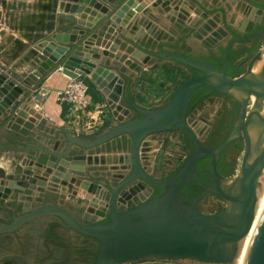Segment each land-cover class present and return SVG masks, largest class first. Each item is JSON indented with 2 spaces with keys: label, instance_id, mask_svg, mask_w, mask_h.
I'll return each mask as SVG.
<instances>
[{
  "label": "water",
  "instance_id": "water-1",
  "mask_svg": "<svg viewBox=\"0 0 264 264\" xmlns=\"http://www.w3.org/2000/svg\"><path fill=\"white\" fill-rule=\"evenodd\" d=\"M97 1L95 0L92 6ZM126 1L122 0L120 4L109 7L110 14L101 18L100 22L94 23L92 20L100 17L96 8L76 6L80 5L79 0H63L59 5L60 13L67 14L69 22H73L74 15H77V24L88 29L89 32L83 33L85 35L83 38H79L77 33L68 32H58L52 35V39L57 43L68 45L71 48L66 56L48 72L38 71L37 74L31 76V79L0 68V120L8 111L12 113L15 108L25 104L37 91L39 92L34 100L38 105H42L49 92L40 87L50 72L60 71L71 79L91 75L90 69L81 67L77 70L74 68L72 63L79 61L75 56H80L84 52L83 44H86V48L93 45L92 40L87 41L89 36L94 34L104 22L112 23L111 18ZM132 10L138 11L135 8ZM134 18L135 15L130 13L125 17V22L117 25L129 26L130 24H126L128 21L133 23L131 27L138 29L137 20ZM198 19V17L193 18L190 26H195ZM262 24L261 33L255 32L246 38L226 25L217 27L202 39L204 42L218 44L231 38L223 49L220 68L211 62L194 60L180 54L153 55L162 61L172 62L194 72V76L184 81L173 91L167 102L158 108L139 107L132 99H128L129 106L124 107V102H117L118 97L123 95L124 81L117 80V74L111 70L107 72L103 83L105 86H110V90L103 86L102 89L109 98L105 100L113 116L111 128L95 137H74L67 133L66 147L60 154L43 147L29 148L32 151L43 152L53 159L59 157L61 163L71 172L66 173L68 178L71 179V174L79 176L74 177L72 182L76 184L77 189L83 192L82 199L89 200L92 205L82 216L67 208L63 203L26 209L22 214L13 216L11 222L0 224V237L14 234L33 221L54 217L72 232L95 241L96 257L91 264L175 263L179 261L234 264L238 244L249 234L254 224L258 202L257 191L264 178V162L261 161L264 156V73L259 78L253 74L255 64L262 57L260 51L253 55L245 71L235 77L228 75V63L234 45H247L252 37L264 38V20ZM104 36L106 39H111L109 34H104ZM102 44L101 41L96 43L98 47ZM119 46L116 43L113 50ZM140 54L143 56L141 61L152 63L150 54L141 51ZM101 56L102 53L96 48V50L88 51L83 57L99 61ZM43 59L41 56V60ZM202 88L233 99L239 107L234 126L216 149L204 146L199 138L200 130H193L190 120L187 119L192 98ZM250 93H255L257 96L255 104H251ZM111 96H114L112 97L114 100ZM249 105H251L250 110ZM172 131L181 133L188 140L191 152L181 169L175 172L173 177L164 179L152 177L142 168L141 147L150 135ZM126 137L131 141L130 154L108 162L116 165L118 163L130 165L131 172L114 188L107 189L99 183L84 179L87 170L84 158L74 160L69 157L74 148L92 150ZM240 140L243 142L241 171L237 178L229 183L228 177H223L217 172L218 161L233 142ZM204 157L211 158V172L207 173L213 179L214 185H195L206 190L199 198L191 200L183 195L181 190L193 185L192 182L196 179L195 167ZM64 170L65 168L61 171ZM58 181V178L53 179V182ZM131 187L134 191L130 189ZM70 188H73L72 185ZM129 190L132 196L136 195L141 198L142 204L122 211L120 202L123 197L129 198L125 195ZM155 190H161V195L147 199ZM209 197H216L225 202L226 207L216 213L202 212L198 205ZM97 203H101L100 207L104 209L96 207ZM106 205L107 209H105ZM104 220L107 221L104 222ZM27 264H53V262L48 260L44 263L30 262ZM245 264H264V210Z\"/></svg>",
  "mask_w": 264,
  "mask_h": 264
},
{
  "label": "crops",
  "instance_id": "crops-1",
  "mask_svg": "<svg viewBox=\"0 0 264 264\" xmlns=\"http://www.w3.org/2000/svg\"><path fill=\"white\" fill-rule=\"evenodd\" d=\"M9 1L13 2L15 0ZM33 1H39V6H37V8L40 10V13L34 14L33 16L31 14L30 17L28 13L24 14L23 11L18 13L12 10L9 16L13 18L11 19L13 21L9 28H13L8 30L6 34H2L0 30V68L6 69L7 72H14L23 78L29 77L30 79L32 78L31 76L37 74L38 71L48 72V70L60 62L70 50V46L59 44L53 40L52 35L58 32H68L70 34L77 33L79 38H83V36H85L83 33L86 34L89 32L88 29L80 27L77 24V15H74L73 22H69L68 15L60 13L59 5L63 0H28L27 2L32 3ZM202 1L206 3L211 1L213 8H208V13ZM94 2L95 0H79L78 3L80 5L76 6H83L86 8L90 6L96 8L100 17L99 19L92 20V22L97 23L100 22L101 18L110 14L111 10L109 7L120 4L122 0H98L97 3L92 6ZM133 8L138 11H133ZM130 13L135 15L134 19L137 20L136 24L138 25V29L131 27L133 23H129L128 21L126 24H130L129 26L117 25L120 22H125V17ZM204 15L206 16L205 20ZM20 17H23V19L29 18L31 22L24 27H22L24 25L22 22H18L20 25L16 28L15 23ZM195 17L199 19L196 25L191 27L190 23ZM15 19L18 20L14 21ZM208 20L214 24L211 31H214L219 26L224 27L226 25L240 33H242V30H239L240 27L247 28L246 32L254 31L264 20V0H127L121 9L111 18L112 23L104 22L103 25L95 30L94 34L89 36L87 41L92 40L93 45H90V48H86V44H83L84 52L81 53V55L78 54L80 56H75L79 61L77 63L73 62L72 65L75 66L74 68L77 70L81 67H85L92 71L91 75H82L80 78H87L86 81L89 84L90 94L93 96L95 102L106 103L105 98L109 99L105 90L102 89V86L105 89H110L108 86H105L103 82L107 72L112 71L121 76V79L124 81L123 95L118 97L117 102H124V107H127L129 106L128 99H132L139 107L146 109L158 108L165 104L173 91H175L181 83L178 84L180 81L173 84L170 83L163 91L161 90L162 88L160 90L157 89V94L163 97L164 100L157 106L154 105V103L152 104V100L154 101L155 99L152 98L150 101L151 96L146 90V77L145 74L141 73L143 71L142 64L146 62L141 61L143 56L140 54V51L149 54L147 52H149L152 47L157 46L156 48L158 49L159 46L170 43L164 39L165 36L167 39L172 40V42L178 41L175 40V32L172 30L175 26L184 30L187 28L199 30L203 23ZM21 28H26L27 30L33 29L43 34V37L40 38L42 35L38 36L37 43L34 45L30 43L27 44L20 34V32L24 34V31H20ZM145 30H149V33L145 32ZM32 32L33 31H29V33ZM209 33L210 31H208V34ZM104 34H109L111 39H106ZM17 39H19V41ZM99 41L103 42L100 47L96 45ZM116 43L120 46L116 50H113ZM95 47H98L100 53H102L99 61L83 57L88 51L95 49ZM76 53L77 52H75V54ZM133 55H136L137 60L131 59ZM41 56H43V60H41ZM108 61L111 62V65L119 62L121 65L120 66L119 63L117 64L120 66L119 70L115 67L114 70L108 71ZM155 65L153 66L155 67ZM166 66L167 73L182 74L186 69L172 62H168ZM70 79L71 78L62 74L60 71L55 70L53 73L50 72L48 78L40 87L49 92L42 105H38L34 100L39 92L37 91L25 104L15 108L12 112L14 113L13 115L8 111L1 117L0 153L2 152L1 154L3 156L4 152V156H8L7 159L9 163L2 164L1 161H3L4 157H1L0 224L1 222L4 223L1 219H4L9 213L16 214L15 211L21 209L22 206L24 207L23 209L26 210L52 203H63L65 201L67 205L70 204L76 207L70 210L81 211L82 214L86 208L92 205L91 202L82 205L75 202L76 200H74L73 195L78 197V199H82L83 197V192L77 189L76 185L73 188H68L60 183L63 175H66L65 173L70 172V170L61 163L62 161L59 157L53 159L43 152L29 149L30 147H43L60 154L66 147L67 133L74 137L83 136L75 131H71L67 123L68 106L58 101V93L66 88ZM145 102L151 103L152 106H145ZM9 116L10 119H8ZM112 119L113 116L109 112L106 117L105 126L108 124L109 126H113ZM75 149L77 148H74V150ZM106 152L107 154L100 155L85 153L73 158L74 160L84 158L86 161L87 176H85L84 179H97L96 174L102 175L101 172H104L102 169L106 166L109 172H115L114 170L117 165L113 163L110 164L108 161L116 158L108 154L110 151ZM90 160H92L91 163H89ZM96 160L98 161L96 162ZM114 165L115 167H113ZM63 168H65V170L61 171ZM17 169L21 174L16 172ZM18 176L20 178H17ZM54 178H58L59 182H53ZM97 182L100 184V181ZM135 196L136 195H131V198ZM70 197H73V199L71 200ZM100 205L101 203H97L96 207L100 208ZM58 232L59 234L61 233L59 230ZM4 237L5 236L0 237V254L1 249L4 247L3 244H1L2 238ZM67 241L63 242L64 246L69 245L70 242ZM39 242L43 245L41 236L39 237ZM63 243L61 246L58 242L54 249L57 251L59 248H63ZM92 244L95 245L93 242ZM50 247L53 248L51 244ZM88 251L95 253V249H89ZM162 263L164 262L144 264Z\"/></svg>",
  "mask_w": 264,
  "mask_h": 264
},
{
  "label": "rangeland",
  "instance_id": "rangeland-1",
  "mask_svg": "<svg viewBox=\"0 0 264 264\" xmlns=\"http://www.w3.org/2000/svg\"><path fill=\"white\" fill-rule=\"evenodd\" d=\"M13 1V0H12ZM28 0H24V1H18L15 0L13 2L9 1V0H0V30L2 34H6L8 32V30H10L11 28H9L11 25V22L13 20V18H10V12L12 10L16 11V12H20L23 11L24 14L28 13L31 17L34 14H38L40 13V10L37 8V6H39V1H33L32 3L27 2ZM203 5L205 6V9L207 8V13H208V8L212 9L213 5L211 3V1H208V3H206L205 1H202ZM9 6V7H8ZM210 11V10H209ZM206 13V12H203ZM22 18V19H21ZM34 19V18H32ZM206 19V16L204 15V20ZM18 19H15L14 21H17ZM20 20V21H19ZM16 23H15V27L18 28L19 27V23L18 22H22V24H24L22 27L26 26L27 24H29V22H31L29 20V18H24L20 17ZM35 20V19H34ZM18 26V27H17ZM214 26V24L208 20L205 23H203V25L200 27L199 30H201L202 32H207L210 31L211 28ZM252 26V25H251ZM194 30V28H192ZM175 32V40H182L184 38H189L190 36H188V34H186L185 30L182 28H179L177 26H175L172 29ZM239 30H242V33H247V28L245 27H240ZM20 31H24V34H22L20 32V34L23 36L24 40L27 42V44H32L34 45L35 43H37V39L39 38L38 36H40V38L43 37V34L38 33L36 31H34L33 29L31 30H27L26 28H21ZM29 31H33L32 33H29ZM145 32L149 33V30ZM103 37V36H102ZM191 39L186 40V42H188V45L195 51H199L197 50L200 46H201V41L197 40L195 38L190 37ZM103 39V38H102ZM164 39H166L167 42H172V40H169L166 38V36L164 37ZM173 39V38H172ZM19 41V39H17ZM174 41V39H173ZM264 45V38L257 40L256 42V46H255V53L259 52L260 50H262V47ZM98 48V47H96ZM93 49V50H96ZM200 49V48H199ZM253 54V55H254ZM111 56V55H108ZM132 60H137L136 55H133V57L131 58ZM152 63H143V71L141 73L145 74L146 77V90L147 93L151 96L150 101L152 100V98H154L155 100H152V104L154 103V105H159L160 103L163 102L164 98L161 97L160 95L157 94L158 90H165V87L168 84H173V83H177L178 84H182L184 81H186L188 78L191 77V74L188 72V70L185 69V71L181 74V73H167V64L168 62L166 61H162L160 59L157 58H152L151 59ZM119 62L117 63H113L111 65V62L108 61V71L110 70H114L115 67L117 70H119V67L121 66L120 63L119 65H117ZM123 63V62H122ZM156 64V65H155ZM155 65V67L153 66ZM150 67H154V68H150ZM126 68V67H124ZM160 70V71H159ZM115 73V72H114ZM122 77L119 76L117 74L116 79H121ZM87 79V78H86ZM85 80L86 84L89 87L88 82ZM117 82V81H116ZM111 84V83H110ZM180 84V85H181ZM179 85V86H180ZM110 87V86H109ZM158 89V90H157ZM110 90V89H109ZM112 90V89H111ZM112 93V91H110ZM114 98V96H111V98ZM112 98V100H114ZM223 100L221 98H210L207 99L205 102H203L202 104L198 105L195 110L190 114L189 116V120H190V124L194 129H200L202 127L205 126V128H207L209 125H211L212 119L214 118V116L216 115L218 109L221 106V102ZM167 102V101H166ZM165 102V103H166ZM146 103V102H145ZM107 104V103H106ZM151 103H146L145 106L147 107H151L152 106ZM108 106V111L109 110V105ZM251 108V105H249V110ZM108 112V114H109ZM121 116V114H119ZM109 128H111V126L106 125L105 127L101 128L98 132H96L95 134L92 135H86V134H82L83 136L81 137H95L98 136L100 134H102L103 132L107 131ZM98 133V134H97ZM165 135H169V137L172 138V142L171 144L169 143V145L167 146V148H161L159 151L160 153L158 155H156L157 146H154L152 144V142L154 143L155 141V137H151V139L147 138L146 142L143 145V149H142V153L144 157H147L150 160V163L152 165V163H154V168L156 170V172H151L156 178H164L170 174H172L173 170H175V168L180 165L181 163V156L180 153H184V141L182 136L180 135V133L176 132V131H172V132H165ZM203 134H201L202 137ZM104 147H102L103 149ZM170 148V149H169ZM109 149L108 154L114 158H122V156H124L125 153L129 152V145L128 147L124 148V149H119L116 150V148L112 147V148H106ZM111 149V150H110ZM114 149V150H112ZM99 150V151H98ZM98 150H93L92 152H94L93 155H95V152L100 154H107L106 150L105 151H101V149ZM2 153V152H1ZM0 153V159L1 157H4L2 164H8L9 160L7 159L8 156H4V152H3V156ZM89 152H86V154ZM166 153H169L170 156L165 158V164H169V166L171 167L170 169L167 167V170H169V172H159V170H161V160L164 159V156ZM182 155V154H181ZM120 159H118L119 161ZM235 166H234V172L233 175L228 177L229 179L236 177L237 175L240 174L241 171V167H242V160H243V153L238 154L237 156H235ZM115 167V165L113 166ZM101 169V168H100ZM163 169V170H164ZM107 170V172H101V174L109 176L110 178H113V176H115V179H122L123 177H125V175H127L131 168L129 166L126 165H122L120 163L117 164V166L115 167V170H118V172H109L108 167L106 166L105 168L102 169ZM16 172H19L18 169L16 170ZM3 173V172H1ZM73 173V172H72ZM19 174H21V172H19ZM18 174V175H19ZM113 174V175H112ZM87 176V175H85ZM17 178H20L19 176ZM20 180V179H19ZM113 180V179H112ZM235 180V179H234ZM233 180V181H234ZM131 190L134 191V188L131 187ZM131 190L127 191L125 195L130 196L127 201H125V197H123V200L121 201V205H123V203L125 205H127L128 207H133L136 204H138V201L136 199H134L135 197L131 198ZM145 195V194H144ZM74 200H76L75 202H78L79 205L82 204H89V200H82V199H78V197L74 196ZM73 197H70V199L72 200ZM133 201V202H132ZM63 202V201H62ZM69 202V201H68ZM61 203V202H58ZM64 205H66L69 209L75 207V206H71L70 204H66V202H63ZM30 205V204H29ZM226 207V203L217 199L216 197H209L204 203H202V205L200 206V209L202 212L209 214V213H216L219 210H221L222 208ZM24 207L22 206L21 209L16 210L15 213H21L22 211H24L23 209ZM76 208V207H75ZM29 209H34V208H29ZM75 211V210H73ZM75 212H79V214L81 213V211H75ZM9 216H6L4 219H1V221L7 222L9 220ZM2 223V222H1ZM45 220L41 219L38 220L36 222L30 223L28 225H26L25 227H23L20 231H18L17 234H13V235H4L5 237L2 238L1 244H3V248L1 249V254H0V264H27L30 262L33 263H37V262H41L43 260V258H46L45 255H43V250H40V242L39 240H36L37 237L35 238H31L28 236L29 233H31L32 231L35 230H39L42 227H45ZM61 232V234L63 236H66L67 238L70 239V243L68 245V247L65 249L63 248H59V250L63 253V256L65 257V259L62 258H58V257H53L52 259H48L51 260L53 262V264H91L93 258L85 253H79V250H82L83 248H87L88 245H86L85 241L83 239L78 238L77 236H74L72 234H70L68 231H63V230H59ZM65 240V239H64ZM37 241V244H36ZM67 241V240H65ZM68 242V241H67ZM91 250L95 249V245H93V247H90ZM55 250V249H54ZM57 254V252H54V255ZM7 259H11V260H7ZM46 260V259H45ZM54 260V261H53ZM144 264V263H143ZM162 264H201V263H197V262H193V261H179V262H164Z\"/></svg>",
  "mask_w": 264,
  "mask_h": 264
},
{
  "label": "flooded vegetation",
  "instance_id": "flooded-vegetation-1",
  "mask_svg": "<svg viewBox=\"0 0 264 264\" xmlns=\"http://www.w3.org/2000/svg\"><path fill=\"white\" fill-rule=\"evenodd\" d=\"M212 31L210 30V33ZM262 31H263V24H260L254 31H249L247 33H240L237 31V33H239L243 38H246L247 36L251 35L252 33H255V32L261 33ZM185 32H186V34H188V36L201 41V46L199 47L200 49L199 48L197 49L199 51L195 52L188 45V42H186V40L191 39L189 37V38H184L182 40L167 43L166 45H161L158 47V49L156 48L157 46H154L147 53H149L152 56V58H157L153 55L161 54V53L180 54V55L186 56V57L194 59V60L211 62L216 67L220 68L223 49L227 46V44L231 38L229 37L226 40L221 41L217 44V43L202 41V39L206 38V36H208L210 34V33L208 34V31L204 33L201 30H193L192 28H187L185 30ZM259 39H262V38L252 37L250 42L247 45L238 44V45L233 46V50L230 53L229 63H228V75L229 76L235 77V76H237V75H239L245 71L247 63L252 59L253 54L255 53L256 42ZM155 49H157V50H155ZM235 52L238 53V56H236V59L233 63H230V57ZM241 53H243V54H241ZM157 59H159V58H157ZM232 68L238 69V71L234 75L229 74V72ZM186 70H188V72L191 74V77L194 76V72L191 69H186ZM198 95L205 96V99L200 103L194 102L196 96H198ZM210 98H221L223 101L221 102V106L218 109L216 115L212 119L211 125H209L207 128H205V126H204V127L199 129L200 130L199 138L203 141V144L205 147L211 148V149H216L222 144V142L225 140V138L227 137V135L231 131L232 127L234 126L236 119H237L239 107L233 99H231L229 97L217 95L214 92H212L211 90L202 88L197 93H195V95L192 98V101L189 105V112H188L187 119H189L190 114L195 110V108L198 105L202 104L203 102H205L207 99H210ZM193 130H198V128L197 129L193 128ZM157 134H162V133H157ZM201 134H203L202 137H201ZM180 135L182 136L183 141H184V151H185L184 153L183 152L180 153V156L182 158L181 163H180V165H178L175 168V170L172 171L173 172L172 174H170L164 178L173 177L175 175V172H178L181 169L184 161L186 160V158L189 156V154L191 152L190 143L181 133H180ZM154 136H156V134H152L148 138L151 139V137H154ZM222 137H224V139L221 141ZM130 144H131V141L127 137L122 138V139H116V140L112 141L111 143H108V144L102 146V147H104L103 149L101 147L96 148V149H92V150H83L80 148H77L75 150L73 149V151H71L69 157L71 159H73L76 156H81V155L85 154L86 152H89V154L93 155L94 154V152H92L93 150L101 149L100 152L101 151L103 152L105 150L108 151L109 149H106L108 147L109 148L114 147V148H116V150H119V149H124V148L128 147V145H129V150H130ZM142 149H143V146L141 147V152H140V160H141L142 168L145 172H148V174L150 176L155 177L151 173V172H156L155 168L153 167L154 163H152V167H151L150 160L147 157L143 156ZM112 150H114V149H112ZM242 152H243L242 140L233 142L228 147V149L223 153V155L220 157V159L218 161V165H217V172H219V174L223 177H227V176H225L224 172H229V171L234 172L235 156H237L238 154H240ZM95 154H98V153L95 152ZM128 154H130V152L125 153L124 156L128 155ZM124 156H122V157H124ZM127 166H129L131 168L130 165H127ZM150 167L152 168L151 170H149ZM165 167H166L165 168L166 172H169V170H167V167L169 169L171 168L169 166V164H167V166L165 165ZM163 169L164 168H161V170H159V172H165V169L164 170ZM104 171L106 172V170H104ZM114 171L118 172V170H114ZM130 172H131V170H130ZM130 172L120 180L119 179L116 180L115 176H113V178H110L109 176H106L103 174L102 175L96 174L97 179L90 180V181H93L96 183H99L97 181H100V184L105 186V188L111 189V188H114L115 186H117V184H119L121 182V180L127 178L130 175ZM194 172H196V179L193 180V182H192L193 185L186 186L181 190V193L183 195L187 196L191 200L199 198L201 195H203L205 193V190H206L205 188L198 187L195 185H198V184L199 185H201V184L202 185H208V186L214 185L213 179L207 173V172H211V158L204 157L202 160H200L198 162V164L196 165ZM86 173L87 172H85V174ZM74 177H79V176L76 174H73L71 179H70V178H68L67 175H63V178H62L60 183L63 186H67L68 188H70V185H72V187H74L76 185L75 183L72 182ZM164 178H160V179H164ZM161 193H162L161 190H155L152 195L147 197V199L159 197L161 195ZM156 195H158V196H156ZM126 199L127 198H125V201H127ZM134 199H136L138 201V204H136L133 207L127 208V205H124V203H123V205H121L122 202H120L121 210L122 211L130 210V209L138 207L142 204V200L139 196H137V197L135 196ZM206 200L199 203V205H198L199 209H200V206L202 205V203H204ZM189 203H191V201ZM95 206H96V204H95ZM86 209H85V211H86ZM105 209H107V205H106ZM85 211H83L82 214H84ZM23 212L24 211H22L21 213H17V214L9 213L8 216L10 219L4 223L11 222L13 219V216L20 215ZM75 213H79V212H75ZM82 214L80 213L81 216H82ZM43 220H45V224H44L45 227L44 228L42 227L41 229L32 231L31 233L28 234V236L31 238L37 237L36 240H39V237L41 236V239L43 240V245H40L39 248H40V250H43V252H45V253H43V255H45L46 258H43L41 263L47 262L48 259H52L53 256L65 259V257L63 256V253L59 249L57 251H56V249L54 250V247L57 246L58 242L62 246V243L65 240H68L70 242V239L67 238L66 236H63L61 233L59 234L58 230L68 231L70 234L77 236L80 239H83L85 241L86 245H88L87 248L86 247L83 248L85 250H87V249L89 250L91 246L93 247L92 242L95 244V241H93L87 237L80 236L75 232H72L61 221H59L58 219H56L54 217H46V218H43ZM105 221H107V220H104V222ZM33 222H36V221H33ZM33 222H31V223H33ZM20 230H18V231H20ZM18 231H16L14 234H17ZM7 235H9V234H7ZM48 236L50 237V239L47 238ZM50 244L53 248L50 247ZM63 246H64V243H63ZM67 247H68V245L64 246L65 249ZM55 251L57 252L56 255H54Z\"/></svg>",
  "mask_w": 264,
  "mask_h": 264
},
{
  "label": "built area",
  "instance_id": "built-area-1",
  "mask_svg": "<svg viewBox=\"0 0 264 264\" xmlns=\"http://www.w3.org/2000/svg\"><path fill=\"white\" fill-rule=\"evenodd\" d=\"M58 101L68 106L67 123L71 131L78 134H95L105 126L108 106L104 102H95L84 79H70L66 88L58 93ZM154 137L155 142L152 144L158 147L156 155L160 153L161 148H167L172 142V138L165 135V132ZM169 156V153L165 154L160 163L161 168H166L165 158Z\"/></svg>",
  "mask_w": 264,
  "mask_h": 264
},
{
  "label": "bare ground",
  "instance_id": "bare-ground-1",
  "mask_svg": "<svg viewBox=\"0 0 264 264\" xmlns=\"http://www.w3.org/2000/svg\"><path fill=\"white\" fill-rule=\"evenodd\" d=\"M260 53L262 56L261 60L258 61L253 68V74L255 75L256 78H259L264 73V45L262 47V50H260ZM250 97H251V104H255V102L257 100L256 94L250 93ZM261 161L264 162V156L261 159ZM235 178H237V176L229 179V183H232ZM257 197H258V202H257V206H256V211H255L254 224H253L252 229L249 232V234L239 242L238 253H237V256L235 258L234 264H245V262L247 260V256L249 254V250H250V246H251L253 237L255 235V232L257 230L261 215H262L263 210H264V178L261 181V187L257 191Z\"/></svg>",
  "mask_w": 264,
  "mask_h": 264
},
{
  "label": "trees",
  "instance_id": "trees-1",
  "mask_svg": "<svg viewBox=\"0 0 264 264\" xmlns=\"http://www.w3.org/2000/svg\"><path fill=\"white\" fill-rule=\"evenodd\" d=\"M241 54H243V53H241ZM239 55H240V54H239ZM236 56H238V53H236V52H235L234 54L231 55V57H230V63H233V62L235 61ZM237 71H238V69H236V68H232V69L230 70L229 74L234 75ZM207 92H208V91H207ZM202 95H203V94H202ZM204 99H205V96L198 95V96H196L194 102H196V103H200V102H202ZM233 122H234V121H233ZM232 124H233V123H232ZM223 139H224V137L221 138V141H222ZM224 173H225V176H227V177H230V176L233 175V172H232V171L224 172ZM156 196H158V195H156ZM47 238L50 239L49 236H48ZM78 252H79V253H85V254L91 256L93 259L96 257V253L90 252V251L85 250V249L79 250Z\"/></svg>",
  "mask_w": 264,
  "mask_h": 264
}]
</instances>
